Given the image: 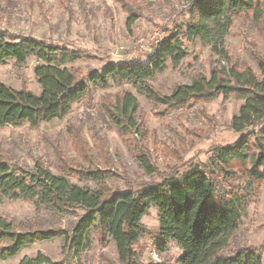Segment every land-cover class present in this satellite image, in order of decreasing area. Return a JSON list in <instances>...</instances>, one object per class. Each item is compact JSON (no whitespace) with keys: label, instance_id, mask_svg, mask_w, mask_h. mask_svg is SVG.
<instances>
[{"label":"trees","instance_id":"16d2710c","mask_svg":"<svg viewBox=\"0 0 264 264\" xmlns=\"http://www.w3.org/2000/svg\"><path fill=\"white\" fill-rule=\"evenodd\" d=\"M8 1L6 4L10 5ZM181 1L188 8L186 22L135 57L118 60L107 53L102 66L85 76L72 69L83 57L79 49L31 37L16 38L0 25V66L11 61L20 67L35 59L32 71L39 86V92L33 93L0 83V128L23 124L38 128L51 120H62L75 104L88 101L91 90L124 83L149 101L167 108L220 95L237 97L243 104L231 127L238 132L250 127L232 144L213 148L208 163L193 164L180 176L166 177L137 190H111L105 184L111 179L107 170H84L78 162L71 163L78 170L70 173L59 153L57 158L62 165L58 175L38 163L23 170L0 159V200L29 201L37 209L58 215L80 212L68 230L17 232L11 222L0 217V261L16 257L35 243L54 239H62L67 250L77 257L87 249L93 233L113 243L119 264H142L134 248L141 236L152 240L160 252L173 241L181 250L176 264H262L263 246L239 244L230 249V244L245 214L251 188L264 186V92L258 88L264 81L260 83L249 69L230 67L224 77L212 70L209 79L200 76L187 85L175 87L169 96L158 94L149 82L168 63L176 65L185 58L184 41L223 38L235 14L240 12H251L260 20L264 0ZM135 21L136 16L129 13L126 27L130 30ZM259 67L264 76L263 65ZM138 109L136 97L122 92L113 100H104L97 111L125 139L137 136L140 131ZM73 133L70 139L78 158L94 167V161L89 160ZM132 156L147 175L154 173L149 158L138 153V148ZM104 166L109 167L108 162L104 161ZM238 169L246 181L241 188L232 182V174L238 173ZM72 178L94 187L73 183ZM151 205L157 209L158 225L154 232H147L141 218ZM18 264L61 263L38 253Z\"/></svg>","mask_w":264,"mask_h":264},{"label":"rangeland","instance_id":"374dc122","mask_svg":"<svg viewBox=\"0 0 264 264\" xmlns=\"http://www.w3.org/2000/svg\"><path fill=\"white\" fill-rule=\"evenodd\" d=\"M8 2L10 5L6 0H0V25L16 38L31 37L79 49L83 57L72 65V69L82 76L99 69L107 53L111 58L126 60L149 50L160 37L167 36L178 24L189 19L187 4L181 0ZM129 13L136 16L130 30L126 27ZM261 19L251 12H240L235 14L232 26L223 38L211 37L208 42L184 41L185 58L176 65L168 63L150 80L151 87L158 94L169 96L175 87L187 85L200 76L209 79L212 70L221 72L224 77L230 67L251 70L261 83L264 81L259 67H264V22ZM35 65V59H29L20 67L8 61L0 66V83L16 90L38 93L39 86L32 71ZM258 88L264 92V84ZM91 92L88 101L75 104L62 120L54 119L38 128L28 124L0 128V159L23 170L38 163L58 175L62 165L57 158L59 153L70 173L78 170L71 163L78 162L84 170H107L111 179L105 184L111 190H137L166 177L180 176L193 164L208 163L213 148L232 144L250 129L246 126L238 132L231 127L233 117L243 104L234 96L202 98L185 106L167 108L149 101L125 83ZM122 92L133 94L139 104L137 123L140 131L137 136L125 139L97 111L104 100H113ZM71 132L86 150L89 160L94 161V167L83 164L78 158L70 139ZM137 148L138 153L149 158L154 170L152 175H147L134 160L132 155ZM104 161L109 167L104 166ZM238 170L232 174V182L241 188L246 181ZM71 181L94 187L76 178ZM249 194L245 214L232 237L230 249L239 244L264 247V186L253 185ZM77 214L80 212L58 215L47 209H37L25 200H0V217L11 222L17 232L68 230L75 223ZM157 215L156 207L151 205L141 218L147 232L157 229ZM134 248L142 264H176L181 254L173 241L168 242L163 252L158 251L147 236H141ZM152 250L157 254V261L150 255ZM38 253L61 264H119L113 243L93 233L89 236L87 249L80 256L73 257L62 239H54L35 243L0 264H18L21 259L35 257Z\"/></svg>","mask_w":264,"mask_h":264},{"label":"built area","instance_id":"2783aa9c","mask_svg":"<svg viewBox=\"0 0 264 264\" xmlns=\"http://www.w3.org/2000/svg\"><path fill=\"white\" fill-rule=\"evenodd\" d=\"M150 255H151V257H152V259L153 260H158V258H157V254H156V252L154 251V250H152L151 252H150Z\"/></svg>","mask_w":264,"mask_h":264}]
</instances>
